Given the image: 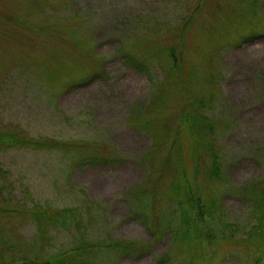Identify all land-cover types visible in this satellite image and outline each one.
Here are the masks:
<instances>
[{
    "label": "rangeland",
    "instance_id": "1",
    "mask_svg": "<svg viewBox=\"0 0 264 264\" xmlns=\"http://www.w3.org/2000/svg\"><path fill=\"white\" fill-rule=\"evenodd\" d=\"M0 264H264V0H0Z\"/></svg>",
    "mask_w": 264,
    "mask_h": 264
},
{
    "label": "trees",
    "instance_id": "2",
    "mask_svg": "<svg viewBox=\"0 0 264 264\" xmlns=\"http://www.w3.org/2000/svg\"><path fill=\"white\" fill-rule=\"evenodd\" d=\"M172 54V56L175 58V59H178L177 58V56L174 54V53H171ZM130 64H132V65H134L133 67H136L137 69H142V63H140L139 61H137V60H134L133 58H131V60H130ZM94 76L92 75L91 76V79L93 78ZM94 159V156L89 160V161H94L93 160ZM100 161H106V159L105 160H103V159H99ZM81 161V162H80ZM79 162H80V164L81 163H83V162H87L86 160H80ZM94 163V162H93ZM67 210V207L66 208H62V209H60L59 210V212H62V211H66ZM58 216V214H57V212L55 213V217H57ZM259 238H257V240H258ZM239 242V244H240V246H242V243L240 242V241H238ZM247 254H250V253H247Z\"/></svg>",
    "mask_w": 264,
    "mask_h": 264
}]
</instances>
